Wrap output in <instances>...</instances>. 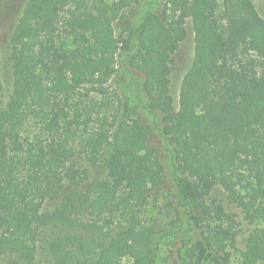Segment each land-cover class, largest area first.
Wrapping results in <instances>:
<instances>
[{"label": "trees", "instance_id": "trees-1", "mask_svg": "<svg viewBox=\"0 0 264 264\" xmlns=\"http://www.w3.org/2000/svg\"><path fill=\"white\" fill-rule=\"evenodd\" d=\"M139 2H26L7 101L0 76V264H264L256 0H165L134 25ZM189 21L194 53L176 103L170 73ZM128 67L161 117L173 184L154 125L121 94ZM79 161L106 175L90 181ZM219 190L251 226L243 247Z\"/></svg>", "mask_w": 264, "mask_h": 264}, {"label": "rangeland", "instance_id": "rangeland-1", "mask_svg": "<svg viewBox=\"0 0 264 264\" xmlns=\"http://www.w3.org/2000/svg\"><path fill=\"white\" fill-rule=\"evenodd\" d=\"M27 1L28 0H1L0 2V76L3 83V98L5 101L9 99L14 87L13 73L11 71L12 66L9 59L11 54V36L16 26L15 23L21 16ZM164 3L165 0H140L130 15L131 21L134 25H138L145 12L159 11L164 6ZM256 6L264 18V0H256ZM191 27L192 23L189 21L187 24L189 35L181 44L180 49L176 52L172 73H170L172 93L175 97L176 103H178L179 85L182 76L185 73V70L189 67L194 53V33L193 28ZM125 73L126 79L120 84L121 94L131 105L136 106L143 112L146 121L151 122L154 125L155 128L150 137V143L152 146L158 147L162 151L164 161L167 166L166 169L169 184H173V171L171 169L172 162L170 161L171 157L164 147L163 138L158 130V125H160L159 120L161 117L159 114L150 112L147 108H145V105L148 102V97L141 86L143 82L142 75L132 67H128L127 72ZM81 163H83V166L88 168L90 181L100 179L101 177L103 178L106 175V170L102 167L92 166L87 162L79 161V164ZM216 197L219 198V200H221L229 210L237 213L238 219L242 221L243 226H241V231L239 233L238 244L239 247H243L244 239L249 233L251 226L242 218L243 215L241 210L228 200L226 193L219 190ZM162 245L163 249L161 251V256H163V254L165 255L170 247L167 243H162ZM234 259H237L236 254L234 255ZM130 261L131 259L126 257L121 262L122 264H131ZM162 262L163 261L160 258L158 263L165 264Z\"/></svg>", "mask_w": 264, "mask_h": 264}]
</instances>
